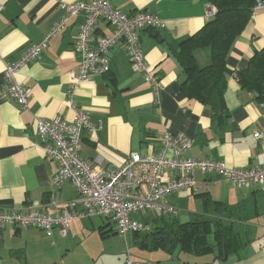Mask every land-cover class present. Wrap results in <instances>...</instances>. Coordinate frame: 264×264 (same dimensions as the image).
<instances>
[{
    "label": "crops",
    "instance_id": "obj_1",
    "mask_svg": "<svg viewBox=\"0 0 264 264\" xmlns=\"http://www.w3.org/2000/svg\"><path fill=\"white\" fill-rule=\"evenodd\" d=\"M61 1L78 0H0V85L4 81L5 61L18 57L43 38L62 15L58 6ZM110 2L126 14L146 10L164 21V26L140 31L141 51L158 70L162 87L156 99L142 75L131 70L124 46L119 43L109 49L108 71L92 75L72 93L74 106L86 110L97 126L92 132L82 130L80 157L103 168L121 166L132 152L159 153L160 132L169 129L183 132L191 139L184 156L221 160L227 167H264V150L256 136L257 131L264 132V104L241 88L231 72L245 67L252 52L264 46V8L254 11L228 51L224 99L230 115L219 121L208 106L183 91L177 57L181 41L203 26L212 6L204 0ZM83 17L81 13L70 18L61 31L49 38L40 56L16 73L17 80L30 88L29 105L19 108L14 100L0 103L2 208L34 206L55 214V206L60 211L67 209L76 196L71 182H52L58 162L45 156L35 118L60 115L70 120L74 115L73 108L66 103L70 89L68 72L77 68L74 41ZM111 30L112 25L99 19L91 34V44L95 45ZM194 54L200 65L209 63L208 46L197 48ZM166 155L171 154L167 151ZM194 176L193 189L178 190L165 198V203L177 209V214L164 215L165 219L189 220L204 211V197L239 207L247 221L234 224L238 230L246 228L252 233L247 245L226 256L219 254L216 244L208 251L194 253L180 244H155L150 231H129L123 238L112 218L93 215L69 220L65 234L58 226H54L51 235L34 226L1 227L0 264H124L125 254L132 246L138 248L133 257L144 264H264V185L235 187L227 177L215 173L196 171ZM155 213L148 220L136 217L143 212L134 218L153 226L163 217Z\"/></svg>",
    "mask_w": 264,
    "mask_h": 264
},
{
    "label": "built area",
    "instance_id": "obj_2",
    "mask_svg": "<svg viewBox=\"0 0 264 264\" xmlns=\"http://www.w3.org/2000/svg\"><path fill=\"white\" fill-rule=\"evenodd\" d=\"M58 6L63 11L62 15L43 38L22 51L18 57L5 61L0 103L14 100L19 108L29 105L30 88L17 80L16 73L40 56L49 38L61 31L70 18L82 13L83 22L74 41V50L78 54L77 68L68 72L70 89L66 103L73 108L74 115L70 120L60 115L35 118L45 156L58 162L52 182H71L76 196L70 200L67 209L60 211L55 206V214L34 206L25 209L0 207V228L6 225L23 228L34 226L51 235L54 226H58L60 232L65 234L69 220L99 215L112 218L119 236L126 238L129 231H151L149 224L134 218L137 213L154 210L163 215L177 214L174 206L164 202L165 198L178 190L193 189L196 171L227 177L235 187H247L255 183L264 185V167L260 165L227 167L221 160L184 156L191 145V139L183 132H172L169 129L160 132L159 153L132 152L121 166L103 168L81 158V132L83 129L95 131L97 126L89 119L86 110L74 106L73 91L92 75L108 71L107 53L121 43L128 55L131 70L142 75L158 99L162 87L161 76L141 51L140 31L142 28L164 26V21L146 10L126 14L115 8L110 0L61 1ZM261 8H264V0H256L254 10ZM99 19L112 25V30L92 45L91 34ZM256 136L264 150V132L257 131ZM167 151L170 156L166 155ZM124 264L144 263L134 259L127 250Z\"/></svg>",
    "mask_w": 264,
    "mask_h": 264
},
{
    "label": "trees",
    "instance_id": "obj_3",
    "mask_svg": "<svg viewBox=\"0 0 264 264\" xmlns=\"http://www.w3.org/2000/svg\"><path fill=\"white\" fill-rule=\"evenodd\" d=\"M204 1L212 6L207 21L182 40L177 51L182 75L180 84L188 97L204 103L220 121L221 117L230 115L224 99L229 72L226 57L234 40L250 21L256 0ZM204 46L210 48V61L200 65L194 52ZM231 72L241 88L250 91L259 104H264V46L252 52L245 67ZM232 207L204 197L203 212L184 222L161 215L162 223L157 219V223L151 225L150 235L154 234L155 244H180L194 253L208 251L216 244L219 254L226 256L252 240L250 230L240 231L234 224L247 221V216L242 215V208Z\"/></svg>",
    "mask_w": 264,
    "mask_h": 264
},
{
    "label": "rangeland",
    "instance_id": "obj_4",
    "mask_svg": "<svg viewBox=\"0 0 264 264\" xmlns=\"http://www.w3.org/2000/svg\"><path fill=\"white\" fill-rule=\"evenodd\" d=\"M154 216H156V213H155V211L154 210H148V211H146V212H143V214H139V215H137L136 217L138 218V220H140V221H143V220H148V219H151V218H153ZM160 221V220H159ZM152 221H150V223H151ZM129 246H132V244H130L129 243ZM125 249V245H124V247H123V250ZM134 251V252H133ZM138 251V248H136V247H134V246H132V248H129V253L132 255V256H134V255H136L135 253ZM134 258V257H133ZM135 259V258H134Z\"/></svg>",
    "mask_w": 264,
    "mask_h": 264
}]
</instances>
